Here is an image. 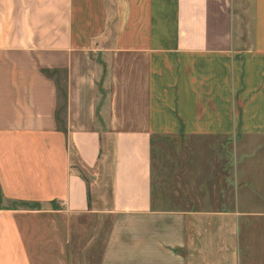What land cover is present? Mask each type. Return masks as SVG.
I'll return each instance as SVG.
<instances>
[{"label":"crops","instance_id":"crops-1","mask_svg":"<svg viewBox=\"0 0 264 264\" xmlns=\"http://www.w3.org/2000/svg\"><path fill=\"white\" fill-rule=\"evenodd\" d=\"M101 234L96 264H264V0H0V264Z\"/></svg>","mask_w":264,"mask_h":264},{"label":"rangeland","instance_id":"rangeland-1","mask_svg":"<svg viewBox=\"0 0 264 264\" xmlns=\"http://www.w3.org/2000/svg\"><path fill=\"white\" fill-rule=\"evenodd\" d=\"M168 137H166L167 139ZM174 148V152L176 151V146H162V144H158V142L154 145V158H155V162L156 164L159 165V160L162 159V151L164 149H166V152H169L170 149ZM173 150V149H172ZM94 227L93 226H90L89 227V233H92V229ZM106 228V227H105ZM104 234H101L100 235V244H97L96 246L94 247H89V250H88V256H89V259H91L90 262H92V264H96L97 260H96V256L98 255V253H100V246L102 245V242H103V239H104ZM86 243L83 239H80V237H76V240H75V248H76V254H77V259H76V263L80 264L82 261L80 260V257L83 256L84 257V254L82 253L81 249L83 248V246H85Z\"/></svg>","mask_w":264,"mask_h":264}]
</instances>
